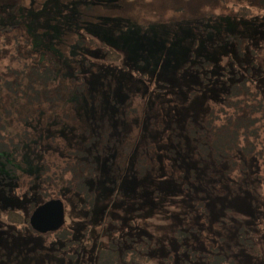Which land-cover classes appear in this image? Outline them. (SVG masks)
<instances>
[{"label": "trees", "instance_id": "1", "mask_svg": "<svg viewBox=\"0 0 264 264\" xmlns=\"http://www.w3.org/2000/svg\"><path fill=\"white\" fill-rule=\"evenodd\" d=\"M32 1L44 0L0 3V201L9 199L12 204H2L0 212L8 213L9 228H14L9 242L14 245L17 232L29 230L53 243L47 255L69 254L76 245L70 228L64 226L47 236L34 230L29 218L50 200L73 199L84 224L82 254L91 256V264H151L153 260L161 264H264V0L232 5L238 26L227 36L223 24L228 16L222 12L232 2L207 0V6L213 8L204 16L205 34L192 28L195 35L189 62L177 71L174 88L165 91L160 112L154 117L142 114L139 108L134 112L138 103L140 108L147 107L148 100L147 113L154 111V99L168 88L165 83H160L163 87L153 83L148 89L150 81L140 77L146 96L138 102L135 98L126 101L131 114L124 115L125 133L117 136L112 128L103 130L107 123L97 125L94 131L87 128L89 131L79 135L83 147L74 151L61 149L57 143L66 142L53 130L57 127L53 124L61 127L66 122L60 103L68 95L61 97L65 86L58 80L60 62L51 59V65L46 61L32 65L24 54L33 51L42 56L41 46L29 40L25 28L27 13L32 11L25 5ZM204 17L190 20L198 25ZM10 21L15 23L7 25ZM216 28L223 30L218 45L222 50L196 58L194 48ZM210 46L216 50L217 45ZM104 47V64L122 68L120 53ZM73 60L71 76L81 82L77 74L82 62L75 65L79 60L75 55ZM88 62L84 60V65ZM186 77L197 81L189 91L182 85ZM202 90L207 109L200 114L204 124L200 130L189 123L194 117L188 115L183 123L167 120L174 99L177 102L185 93L193 97ZM213 91H218L216 98L210 96ZM32 95L30 103H39L41 112L20 118L16 97ZM145 129L150 137L152 129L159 131L161 140L151 137L141 142L140 148L134 133ZM56 150L58 155L53 156ZM130 183L131 188H124ZM146 188L152 189L151 195L144 193ZM18 196L23 200L20 204L16 203ZM167 202L176 203L178 223L172 234L157 236L139 229L133 236H120L111 229L119 225L111 215L124 207L130 216L149 218L162 212ZM99 203L103 209L96 210ZM240 203L248 210H239ZM19 208L25 214L18 212ZM218 210L221 213L215 215ZM94 215L98 227L92 231ZM89 242L95 246L92 252L84 247L88 248ZM2 243L0 260L9 257ZM38 251L32 249L30 254L43 256L42 250Z\"/></svg>", "mask_w": 264, "mask_h": 264}, {"label": "rangeland", "instance_id": "2", "mask_svg": "<svg viewBox=\"0 0 264 264\" xmlns=\"http://www.w3.org/2000/svg\"><path fill=\"white\" fill-rule=\"evenodd\" d=\"M2 1L0 0V3ZM229 1L232 3L227 4L224 7V12H222L228 16L223 24L226 29L224 36L235 33L234 31L238 26V23L233 20V17H238L232 12L231 6H239L236 4L238 1L239 3L246 2L244 0ZM249 1H247L248 4ZM207 2V0H44L37 4L34 1H32V4L29 3L30 5L26 4L25 7L32 10L27 13L29 19L26 18V21H28L25 25L26 33L34 45L41 46L42 56L46 57L45 60L42 56L38 57L35 52L28 51V53H24L28 58L27 62L32 65H40L43 63L42 61H46L50 65L53 61L60 62L61 77L58 80L61 87L65 86L61 97L68 95L60 103L66 122L61 127L57 123L53 124L57 126L53 130L59 131L60 140L66 142L57 143L59 147L61 149L67 147L68 151L83 147V138L79 136L81 131L88 130L87 128L94 131L98 129L96 126L102 123H107V126L102 128L105 131L109 132L112 128L118 134L117 136L120 133H125L126 123L123 119L124 115L130 113L127 109L130 105L126 101L135 98V101L138 102L146 96V89L142 88V83H139L140 77L150 81L151 84L145 81L149 84L148 89L152 87L153 83L155 87H163L160 83H165L168 87L163 92L158 93L154 99V111L147 113L150 100H148L147 107L140 108L142 105L138 103L134 108V112L139 108L142 109V114L146 112L145 114L148 117L156 116L160 112L161 99L165 91L174 88L177 71L189 62L193 47L192 39L195 35L192 28L198 34H205L204 16L210 14L213 8L212 4L207 6ZM195 17H204L202 24L200 22L197 25L191 22ZM190 18L192 19L190 20ZM247 22L253 21L249 20ZM10 23L14 24L15 22L10 21L7 25H11ZM186 23L191 27L187 26ZM222 34L223 30L221 28L206 33V40L202 39L201 42H198V47L194 48L197 54L196 58L199 59L202 53H207V51L214 54L222 50L218 46L220 40L222 41V37H220ZM104 45L120 53L122 68L117 67L118 65L104 64L103 61H105L107 54ZM210 45H217L216 50H211ZM23 51L25 50L23 49ZM74 55L76 61L77 57L79 58L75 65L82 62V65H78L79 73L77 74V78H82L81 82L75 80L73 78L75 76H71ZM84 60L89 61L87 65H84ZM185 74L183 73V76ZM196 84L195 79L188 77L182 82V85L188 91ZM57 86L56 83V88ZM51 87L54 89L55 85H51ZM204 94L205 90H202L193 97H189L185 93L177 98V102L174 99L172 101L173 111L168 113L167 120L183 123L185 121L184 117L188 115V117H194L189 123L192 121L191 123L195 129L200 130L204 126L202 124L203 116L200 114H203L204 110L207 109V106L203 105V102L206 101ZM217 95L218 91L216 93L213 91L210 94L212 98H216ZM33 96H27L25 99L15 96L18 100L17 109H19L20 118L32 117L35 113L41 112L39 103H30L29 99H33ZM33 120L41 123L38 118ZM31 124L34 125L35 122H31ZM65 125L68 126L69 130L63 127ZM131 128H135V126ZM134 134L139 139L138 147L140 148L141 144L143 146L141 142L146 139L153 137L155 140L160 141L162 136L159 131H154V129H152L151 137L147 129ZM41 144L47 145L48 143ZM54 144L56 145V143L51 145ZM57 149L59 150V148ZM58 150L53 151L52 155H58ZM36 157L41 159L42 155ZM3 160L4 158L1 159V161ZM236 160L241 162L240 159ZM9 179L10 177L7 180ZM134 181L137 183L136 179ZM132 184H125L124 188H131ZM144 193L149 196L152 194V189L146 188ZM2 196L0 193V199ZM22 201L18 196L16 203L20 204ZM62 202L65 213V223L62 227L70 228L73 233L72 239L76 241V245L68 251L69 254L65 255L63 253V256L57 258L50 254L47 255L48 251L46 250L53 248V243H49L46 239L45 242L39 234L35 235L29 230L19 234L17 232L13 245L12 242H9V239L14 228L13 226L9 228L11 223L6 220L8 213L0 212V241L3 242L1 246L5 254L9 256L0 260V263L91 264V256L82 254L84 224L81 212L74 206L75 201L73 199H62ZM2 204L12 205L9 199L0 201V206ZM100 204H97L96 210L103 209V205ZM245 206V204L240 203L238 205L239 210L247 211L248 207L244 209ZM18 212L25 214L21 208L18 209ZM220 213L221 210H218L215 215ZM111 217L119 223L111 229H116L120 236H133L139 229H147L157 236L166 233L172 234L176 230V223H178L176 203L174 202H167L162 212H157L149 218L142 216L138 219L135 216H130L126 213V207L118 210ZM95 220L97 221V218L94 215L92 217V231L97 230L98 227ZM109 227L110 224L107 226V230ZM52 233L46 232L44 234L48 236ZM101 237L103 238V236ZM78 246H80L79 249H77ZM84 247L89 252L95 249L94 243H90L88 248L85 245ZM32 249L34 251L42 250L43 256L40 255L41 253H39L40 256L30 254ZM151 264L161 263L159 260H153Z\"/></svg>", "mask_w": 264, "mask_h": 264}, {"label": "water", "instance_id": "3", "mask_svg": "<svg viewBox=\"0 0 264 264\" xmlns=\"http://www.w3.org/2000/svg\"><path fill=\"white\" fill-rule=\"evenodd\" d=\"M65 223L64 205L60 200H50L36 208L30 225L39 233L55 232Z\"/></svg>", "mask_w": 264, "mask_h": 264}]
</instances>
